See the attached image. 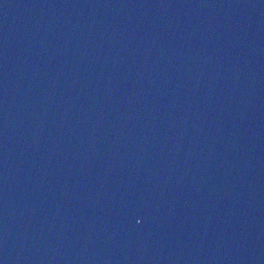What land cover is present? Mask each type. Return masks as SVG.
Wrapping results in <instances>:
<instances>
[{
    "label": "water",
    "instance_id": "water-1",
    "mask_svg": "<svg viewBox=\"0 0 264 264\" xmlns=\"http://www.w3.org/2000/svg\"><path fill=\"white\" fill-rule=\"evenodd\" d=\"M0 264H264V0H0Z\"/></svg>",
    "mask_w": 264,
    "mask_h": 264
}]
</instances>
